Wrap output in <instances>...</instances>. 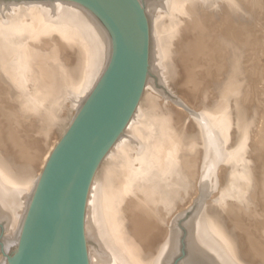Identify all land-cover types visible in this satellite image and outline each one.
I'll list each match as a JSON object with an SVG mask.
<instances>
[{
  "label": "bare ground",
  "instance_id": "6f19581e",
  "mask_svg": "<svg viewBox=\"0 0 264 264\" xmlns=\"http://www.w3.org/2000/svg\"><path fill=\"white\" fill-rule=\"evenodd\" d=\"M205 1L207 0H138V2L140 3L142 7L145 20H146V24H147V30H148L147 75H146V79L144 83V88L142 90V94L140 96L138 104L136 105V108L134 109L130 119L128 120L122 132L119 134V136L114 141L112 146L106 152L96 172L94 173V176L90 183V187H89L88 195L86 199L85 213H84V236H85L88 264H172L174 257L179 250V237H180V232H179L180 230L178 229L179 226H177V223H176L177 220L175 221L176 213L174 212V206H176L175 205L176 197H177V194H179L180 196V193H179L180 191L178 190L179 192L177 193V190L175 188L178 185H180L182 182L183 183L185 182L184 185L187 186L186 189L188 188L190 189L192 185L191 181H193V179L191 180V178L195 175L193 174L194 172L192 173V171L194 170L193 164L195 163V161H199L198 168H196L197 171H195L196 172L195 176H197L196 177L197 180L195 179L197 181L196 188H195V190L197 189V194H196L197 196L196 195L195 196L198 198V202H197L198 205L196 204L197 208L195 207L196 208L195 213L194 214L192 213L193 215L188 217L190 219L188 220L187 225H186L187 235H186V240H185L187 243V253L185 255L186 258L182 262V264H235L232 259L235 255L233 254L234 255L233 257L229 256L228 253H226V250L224 249V246H223L224 244L222 245V243L218 241L217 238H214V237L212 238L210 236L209 231H208V226H207L208 222L204 220V217H205L204 211H205V206H207L206 205L207 199L211 196L218 179H220L219 173L222 171V168H223L222 162H224L225 160L223 149H221V147L223 148V146L221 145L223 141L222 132H221L223 128V124H222L223 122H221V119L224 118V115L227 112H223V111L216 112L211 117L207 114L206 111L200 110L199 108H198L199 110L197 111H195L194 109V111L189 112L190 114L185 112L186 109L188 108H186L185 111H182L183 115H185L186 113L191 119V124H192L191 127L195 130V133H194L196 136L195 143L197 145L195 144L196 146L189 147L184 150L181 143H179L180 144L179 148L176 149L175 152L173 151L174 152V156H172L173 158L170 157V159H167V160H170V163L166 164V162H164V164H166L165 167L168 164H170L171 170L169 171L168 175L166 174V176H168V180H170V185L169 184L164 185V188H162L163 187L162 186V183H163L162 176L164 174L163 172L165 171H163L162 169H159L160 167L158 166L156 169H154L155 171L152 174L153 168L155 166L153 165L152 167L150 166V163L147 162L149 159L148 157L150 155V152L152 150L151 145L148 144V142H146L148 138L150 139L151 137V135L148 134L149 132H151L149 130V125L153 124L154 121L160 122L161 119H164V120L167 119L165 118V116H160V115H157L158 116L157 118L154 117V119L156 118L155 120L150 119V115L152 116L151 112L154 110H161V109L167 110L168 108H171V110L175 112L179 111L177 110L176 105L165 101L164 98L163 97L161 98L160 96H158L159 94L156 93L155 91L156 80L166 82L165 81L166 79L163 77V70H162L164 67L162 60L167 55V51L165 49V46H164L165 44L163 41V38L165 39L166 37L162 36L164 26H166V23L164 22L167 20V24L170 23L171 25L174 26L173 27L174 31L171 33V35H169L170 36L169 37L170 46L168 47L169 48L168 56H170L171 61H173L175 65V70L173 74V79L175 80L178 76L177 75L178 71H180L181 69H184V67L188 68L190 65H193V66L197 65L200 61H202L203 64L204 63L208 64L209 62L207 60L208 59L207 57L213 52V49H212L213 46L214 45L217 46L218 49L221 47L219 39L222 36L223 32L218 29L219 28L218 25L220 24V22H223V20L225 19V17L223 16L224 14L223 15L218 14L217 13L218 9H216V11L214 9L215 12H213L212 8H211L212 12H208L207 10L206 12L205 7H203V4H202ZM207 4H208V1H207ZM212 5L214 7L215 4L212 3ZM18 10H23L24 12L22 13V15L29 17V19H32L35 16H39L40 24H36L34 25V27H30L29 24L27 23L28 21L27 19L23 20V19H20L21 15H18V14L14 15V13H16ZM230 14L231 16H233L232 15L233 13H230ZM236 14L237 16L239 15V13H236ZM234 15H235V12H234ZM246 24L247 23L244 22L241 26L242 27L246 26ZM198 33L201 34V36H198L199 35ZM32 34H34L35 36L33 37ZM30 36H32L33 38L30 39ZM210 38H212V40L214 39L215 42L213 43L205 42L207 39L209 40ZM251 38L252 37H250L249 39L247 38L248 42ZM255 40L256 38L252 39V41L250 42L251 43L253 41L255 42ZM47 41H51L53 43L55 42L56 44L55 49L54 50L49 49V50L54 52V56H55L54 59H56L57 57L58 59L60 58L61 63L57 66V68L51 71L52 73L49 72L50 74L47 73L46 75H44L42 68H44V66L47 67L46 65L50 64L49 63L50 60L47 61L48 60L47 59V60H43L40 62L37 60L38 57H36L37 55L36 53L39 52L40 49L44 48L45 46L44 43H47ZM229 43L233 44L232 42H228V44ZM16 44L20 45L19 46L20 52L17 55V57H15L18 60L17 62L14 63V64H17L15 66L16 70L17 69L26 70L28 67H31L32 64H44V66L40 68L41 73H43V75L40 74L39 76H37L36 77L37 81L43 84V86H44V83L46 85L47 82H51V83L53 82L55 85V82L57 81V85L53 86V88L45 87L43 89L44 90L48 89V93L50 92L49 93L50 95L47 94L46 92H45L46 94L44 93V95H46L47 98L49 97L51 99V103L47 106L48 107L47 109L50 108L48 111L51 110L53 113L54 112L57 113V111L60 112V115H58L59 117L58 116H55V117H58L57 121L60 123L61 127L58 125L59 126V129L57 128L58 131L57 132L54 131L53 134L51 133L52 131H50L49 133L52 136L42 138L43 139L42 142H44L42 143V145L40 144L41 142L40 139L37 140V137H35L36 140L39 142V145H41L39 152L36 150L38 154L37 156H34L36 157L35 159H33L32 157H29L28 156L29 152L25 151L28 144L26 145V143H24V139L23 140L19 139L21 138V136L18 137V134L20 133V131L15 132L16 130H14L15 133H18L17 135L14 136V137L16 136L18 137L16 140V144L21 145L22 148L19 146L18 148L23 149V152L19 151L20 153H24V154H21V158L25 156L23 161L21 163H18L19 165H17V168L23 171V173L21 172L20 173L24 175L21 179L19 177H17L16 179V177L13 178V176H11L10 174H7L6 176V174L3 175L2 173H0L2 177V178L0 177V221H3L4 230L6 231L5 233H7V235L4 236L0 240V252L1 251L4 252L6 256L4 258L0 256V264L9 263L10 258L19 241L24 225L26 223V219H27L30 207L32 205L36 190L38 188L39 182L42 178V175L55 149L57 148L58 144L61 142L63 137L66 135V133L72 126L81 108L83 107L84 103L86 102L92 90L94 89L103 70L105 69L108 61L111 58V52H112V37L109 31L107 30V28L101 22V20L87 7L77 2L67 1V0H0V56L1 57L4 56L3 54L4 52L2 51L3 47L7 48V46H9L13 48V50H15L14 47H16L15 46ZM255 55L259 56L258 54H255ZM22 59L24 61L20 62L19 60H22ZM71 59L73 60L72 63L71 61L70 62L68 61ZM179 59L187 61L188 64H185V65L182 63L178 64L177 62ZM254 62H257V61L254 60ZM9 64L12 65V63H9ZM199 72L201 71L199 70ZM220 72H221V69H220ZM10 75L5 76L6 79L10 82L17 78L15 71ZM219 75L217 76V79ZM212 77L211 79L215 80ZM33 79H31L30 81H32ZM198 79L200 78L198 74L195 72L193 78H191L190 81L197 85ZM220 79H223V78H220ZM202 81H203V78H202ZM216 81L217 80H215V82ZM34 82L36 84V81ZM245 83H243V86ZM214 84L217 85V82ZM204 85L205 86L203 87L200 86L201 87L200 89L198 88L199 91L203 93L204 98L206 99L212 98L210 97L212 96L210 95L212 93L210 91L211 87L209 88V91L207 89V85L211 86V84L205 83ZM238 90H236V93L238 92ZM239 92H243V91H239ZM24 93H25V96L27 95V98L30 99L31 101V103H29L28 106L33 111H35L34 114L37 115L35 116L37 117L35 119L37 121H40V120L42 121V119L45 118L44 115L46 112L44 111L46 110L45 109L46 107H43V105L40 103L41 100L39 98H38L39 100L33 98V97H36L35 95H37L38 93L36 94L35 90H31V89L26 90ZM187 95L188 94L186 93L185 97ZM187 98L188 96L186 97V99ZM206 99L203 100L202 102L204 109H206L207 107L209 108L211 106V103H209ZM28 101L29 100H27V103ZM187 101L190 102V100H187ZM215 104L213 105V108L215 107ZM0 105L2 106V104ZM41 107H43V111H41L40 109ZM5 112H2V113H5ZM8 112L14 113L13 111H8ZM52 112H49V113H52ZM169 114L170 112H168V114L166 115H169ZM211 118H216V121L215 120L211 121ZM262 118L264 119V117ZM49 125H50L49 122L47 124L44 123L43 130L49 128ZM165 125L164 126L161 125V126L165 128ZM159 126L160 125H158V128ZM46 131L48 132V130H45V133L43 136L46 135ZM158 131H160V128L158 129ZM163 131H166V130H163ZM223 132H226V131H223ZM146 134L149 135L147 139H145ZM40 135L42 136V134ZM165 136L166 135H164V137ZM10 137L11 136H9V138ZM158 137H157V140H158ZM175 137L176 136H172L168 140L169 141L168 144L174 145L175 143H177V141L175 140ZM38 138L40 137L38 136ZM255 139L257 138L255 137ZM166 140H167V136H166ZM162 142L164 144L163 140ZM253 142L255 143L256 140ZM262 142H263L262 147H264V140ZM31 143L32 145H35L33 142ZM12 145H14V143ZM157 146H160L158 145V142L155 147ZM35 148H37V146ZM13 150L15 151V149ZM186 150L188 151L186 152ZM20 153H19V156L17 155L18 158L20 157ZM151 153L153 154V152ZM194 153H198V154L200 153L199 157L198 158L196 157L195 160L192 158H189V156ZM159 156H156V158H158ZM166 156L169 157V153ZM159 164L160 163H158L157 165ZM7 165H8V162H7ZM7 165L5 164V166ZM9 168L7 167L8 170L6 169L7 171H5L4 164H3L4 172L6 173L9 172L10 171ZM11 168L13 170L14 167H11ZM166 169H169V168H165V170ZM16 172L17 171H15L14 173ZM9 173H11V171ZM110 173L116 174L117 177L115 176L116 178H113L112 177L113 175L111 176ZM180 173L184 174L183 178L180 177ZM223 173H225V171ZM223 173L221 172L222 175ZM119 174H123V175L121 176ZM192 174L193 176L191 177ZM8 175H10L11 177H9ZM15 175L16 174H14V176ZM148 179L152 180L154 182V185L153 184L145 185L149 181ZM254 182H255V179H254ZM183 188H185V186ZM189 189L187 192H189ZM195 190H192V191H195ZM186 194H190V192ZM192 195L194 196L193 193ZM258 195H261V194H258ZM132 197L133 198L135 197L134 202L136 204L131 207V209L129 210L131 211V213L127 215L125 214L124 211L129 209L128 206L133 202ZM181 197L182 196H180V198ZM185 200L183 198L184 202ZM125 202L128 205H126ZM176 207H178V204ZM179 208L177 209L179 210ZM128 216L129 217L132 216V218L131 217L129 218ZM178 216H181V215H178ZM206 219L208 218L206 217ZM220 226L221 225H219V227ZM255 236L253 237L256 238ZM254 238L252 242L255 241ZM240 256L242 257L243 254ZM243 257L245 258V256ZM139 258L142 259V262H138ZM263 259H264V256H263Z\"/></svg>",
  "mask_w": 264,
  "mask_h": 264
},
{
  "label": "rangeland",
  "instance_id": "374dc122",
  "mask_svg": "<svg viewBox=\"0 0 264 264\" xmlns=\"http://www.w3.org/2000/svg\"><path fill=\"white\" fill-rule=\"evenodd\" d=\"M207 1H208V4H207ZM207 1H205L206 3L205 2L202 3L203 7H205V11L207 10L208 12H212V9H213V12H215L216 9H218L217 13L221 14V15L224 14L223 16L225 17L223 22H220V24L218 25V27H219L218 29L223 32L222 36L219 39L221 47L218 49L217 46L214 45L217 48H215L213 46V48H212L213 52L211 54L209 53L210 55L207 57L208 59L206 58L209 62L208 63L209 65L205 64V63L203 64L202 61H200L197 65H194V66L193 65H190V66L187 65V66H189L188 68L184 67V69H181L180 71H178V74H177L178 76L175 80L173 79L175 65H174L173 61H171L170 56H168V50H169L168 47L170 46V38H169L170 36L169 35H171V33L174 31V28H173L174 26L171 25L170 23L167 24V20L166 21L164 20L165 21L164 23H166V26H164L162 36L166 37L165 39L163 38V41L165 44L164 46H165V49L167 51V55L162 60V62L164 64V67L162 70H163V77L166 79L165 80L166 82L156 80L155 91H156V93L159 94L158 96H160L161 98L163 97L165 101L176 105L177 106L176 108L179 111H177L178 112L177 113L175 111H172L171 108H168L167 110L161 109V110H154L151 112L152 116L150 115V119L155 120L158 117L157 115H160V116H165V118H167L166 119L167 121L164 119H161L162 121L160 120V122L154 121L155 124L157 123L156 126L154 123L149 125V130L151 132H149L148 134L151 135V137L149 139L148 138L149 135L146 134L145 139L148 138V140L147 141L145 140V141L151 145V147H152L151 152H153V154L150 152V155L148 157L149 159L147 162L150 163V166H152V167H153V165L155 166L153 168V171L151 169L152 174L155 171L154 169H156L158 166L160 167L159 169H162L163 171L166 172V173L163 172L164 174L162 176V181H163V183H162L163 187L162 188H164V185H168V184L170 185V180H168V176H166V174L168 175L169 171L171 170L170 164H168L169 166L167 165L165 167V165L167 163H170V160H167V159H170V157L173 158L172 156H174V152L180 146L179 143H181L184 150L189 148V147H194L197 145L195 143L196 142V136L194 134L195 130L191 127L192 126L191 119L186 113H185V115H183L182 111H185V109L188 108V109H186L185 112L189 113L191 111H194V109H195V111L200 109V110L206 111L207 114L211 117L216 112H221V111L227 112V113H225L224 118L221 119V122H223L222 123L223 128H222L221 132H222V137L224 138V139L222 138L223 144L221 143V145L223 146V148L221 147V149H223V152L225 155V160H224V162H222V167L226 170H224L222 168L221 172L223 173L225 171V173H223V175L221 174V172L219 173L220 179H218L216 186L214 188V191L212 192L211 196L207 199V203H206L207 206H205L206 212L204 211V216H205L204 220H206L208 222L207 226H208V231H209L210 236L212 238L213 237L217 238V240L220 241L222 243V245L224 244L223 245L224 249L226 250V253H228L229 256L233 257L235 255L232 258L235 264H238V263L239 264H264V259H263L264 247H262V246H264V244H263L264 243V191H263L264 190V182H263V180H264L263 179L264 178V165H263L264 164V160H263L264 159V147H262L263 146L262 141L264 140V121H263L264 119L262 118V117H264V108H263L264 107V82H263L264 81L263 80V78H264V46H263L264 45V43H263L264 42V32H263L264 31V24H263L264 23V0H218V1L215 0V2H214V0H213V2H212V0H207ZM211 2L213 4H215L214 5L215 8L213 7ZM209 3H211V4H209ZM216 3L219 7L216 5ZM214 9H215V11H214ZM232 11L235 12V15H234V12H232ZM237 11H239V12H237ZM23 12H24L23 10H18L16 13H14V15L18 14V15H21L20 19H23V20L27 19L28 21L27 20L26 21L30 27H34V25L40 24L39 16H35L32 19H29V17L22 15ZM229 12L233 13L232 14L233 16H231V14ZM236 13H239V15L237 16ZM236 18H237V20H236ZM238 21H240V22H238ZM244 22L247 24H246V26L242 27L241 25ZM249 24L251 27L249 26ZM32 35H33V37L35 36L34 34H32ZM198 36H201V34H199ZM33 37L30 36V39H32ZM250 37H252V38L249 40V42L252 41V39L256 38L255 42L253 41L252 43L250 42V44H249L247 38L249 39ZM257 38H259V39H257ZM205 42L213 43L215 41H214V39L212 40V38H210L209 40L207 39ZM228 42H232L233 44H231V43L228 44ZM52 43L53 42H51V41H47V43H44V45H45L44 48L40 49L42 51L39 50L40 53L39 52L36 53L37 54L36 57H38V59H37L38 61L41 62L43 60L48 59L47 61L50 60L49 61L50 64H47L46 65L47 67H45L44 64H32L31 67H28L26 70H19V69L16 70L15 69V66L17 64H14V63L17 62V60H18L15 57H17V55L20 52V48H19L20 45L19 44L15 45L16 46V47H14L15 50H13V48H11L9 46H7V48L6 47H3V49L1 48L2 51L4 52L3 53L4 56L3 57L0 56V104H2V106L0 105V108H1L0 109V168H1L0 173H2L3 175L6 174V176H7V174H10L11 176H13V178L16 177V179H17V177H19L21 179L24 175V174H21V173H23V171H21L17 168V165H19L18 163H21L25 157L24 156L21 158V154H24V153H20V152L21 151L23 152V149H21L22 148L21 145L16 144V140L19 136H21V138H19V139H22V140L24 139V143H26V145L28 144L27 148L25 147L26 148L25 151L31 153V154L28 153V156L35 159L36 157H34V156H37V154H38L36 152V150L39 152L42 143H44V142H42V140H43L42 138L52 136L49 132L52 131L51 133L53 134L54 131H56V132L58 131L57 128L59 129V126L61 127L60 123L57 121V118L59 117L58 115H60V112L57 111V113H55V112L53 113L51 110L48 111L50 108L47 109L48 108L47 106L51 103V99L49 97L47 98V96L44 95V93L46 92L47 94H49L50 92L48 93V89L47 90L45 89L46 91L43 89L45 87L46 88H53V86L57 85V81L55 82V85L53 82L52 83L47 82V84L45 85V83H44V86H43V84L39 83L37 81V78H36L40 74L43 75V73H44V75H46L47 73L48 74L52 73L51 71L53 69L57 68V66L61 63L60 58L58 59V57H57L56 59H54V57H55L54 52L50 51V50L55 49L56 44H55V42L53 44ZM254 43L257 45H255ZM52 45H53V47H52ZM49 46H50V48H49ZM4 48H6L9 51H7ZM256 49H257V51H256ZM245 50H247V51H245ZM207 51H209V50H207ZM256 52H258V53H256ZM255 54H258L259 56H256ZM199 58H201V57H199ZM72 59L68 60V61L69 62L71 61V63H72L73 62ZM253 59L257 62H254ZM179 60L177 62L178 64H181V63L184 65L188 64L187 61H184L181 59H179ZM19 61L23 62L24 60L22 59ZM211 61H212V63H211ZM9 63H12V65ZM254 64H256V65H254ZM22 65H24V64H22ZM43 66H44V68H42L43 73H41L40 68ZM218 67L221 69L222 74H221L220 69ZM13 68H14V70H13ZM189 68H191V69H189ZM250 68H252L254 70H252ZM199 70L201 72H199ZM14 71H15V74L17 75V78L10 82L6 79L5 76L12 74ZM205 71H206V73H205ZM195 72L198 74V76L200 78V79H198L199 83L197 82V85L190 81L191 78H193ZM218 75H219V77L217 79ZM211 77L214 78L215 80H217L216 81L217 85L214 84L216 82H215V80L211 79ZM30 78L31 79L34 78L33 80L36 81V84L33 80L30 81L31 80ZM202 78H203L204 82L202 81ZM220 78H223V79H220ZM178 79H180V80H178ZM205 83L211 84V86L207 85V89L209 91V88L211 87L210 91L212 93L210 95H212V96H210V97H212V98H209V99L204 98L203 93L199 91V89L201 87L205 86L204 85ZM243 83H245L244 86H243ZM172 84H174V85H172ZM213 84H214V86H213ZM194 87H196V88H194ZM248 88H249V90H248ZM30 89L35 90L36 94L38 93L37 95L34 94L36 97H33V98L34 99L39 98L41 100L40 103L43 105V107H46L45 108L46 110L44 109L45 110L44 112H46L44 115L45 118L42 119V121H44V122H42L41 120L37 121L35 119V118H37V117H35L37 115L34 114L35 111H33L28 106V104L31 103V101H30V99L27 98V95L25 96L24 92L26 90H30ZM236 90H238L237 93H236ZM239 91H243L244 93L239 92ZM186 93L188 94L187 99H186L187 96L185 97ZM190 98H192V99H190ZM195 99L198 101H196ZM205 99L209 103H211V106L209 108L207 107L206 109H204L203 105H202V102ZM27 100H29L30 102L28 101V103H27ZM187 100H190V102ZM174 102H176V103L178 102V103L176 104ZM179 102H181V103H179ZM199 102H200V104H199ZM234 103H236V104H234ZM214 104H215V107L213 108ZM3 106H5L6 108ZM43 107L40 108L41 111H43ZM219 109H221V110H219ZM5 110L7 113L5 112ZM8 111H13L14 113H12V112L9 113ZM234 111H235V113H234ZM2 112H5V113H2ZM49 112H52V113H49ZM168 112H170V114L166 115V114H168ZM48 115H50V116H48ZM55 116H58V117H55ZM49 117H50V119H49ZM154 117H156V118L154 119ZM175 117L178 119H176ZM38 118H40V117H38ZM180 118L182 121L180 120ZM47 119H48V121H47ZM214 120L216 121V118H211V121H214ZM228 120H230V121H228ZM46 121H47V123L49 122L50 125H49V128L43 130L44 123L47 124ZM55 122H56V124H55ZM161 122H163V123H161ZM185 123H187V124H185ZM7 124H9V125H7ZM183 124H184V126H183ZM158 125H160L159 128H160L161 132L158 131V129H159ZM161 125L162 126L165 125V128H163ZM37 127H38V129H37ZM155 127L157 128V130ZM258 127H259L260 131H259ZM152 128H154V129H152ZM49 129H51V130H49ZM12 130H13V132H12ZM14 130H16L15 132L20 131V133L19 134L15 133ZM45 130H48V132L46 131V135L43 136L45 133ZM152 130H153V132H152ZM163 130H166V131H163ZM170 130H172V131H170ZM223 131H226V132H223ZM12 133L13 134L15 133V134L13 135ZM153 133H155L156 135ZM17 134H18V137L17 136L14 137ZM40 134H42V136ZM162 135H163V137H162ZM164 135L167 136V140H166V136L164 137ZM9 136H11V137L9 138ZM38 136L40 138H38ZM172 136H176L175 140L177 141V143H175L174 145L168 144L169 143L168 140ZM12 137H14V138H12ZM35 137H37V140L40 139L41 145H39V142L36 140ZM157 137H158L159 141L157 140ZM255 137L257 139H255ZM162 140L164 141V144H163ZM255 140L257 143L253 142ZM31 142H33V143L35 142L34 144L37 146V148H35L36 146L32 145ZM157 142H158V145H160V146L155 147L157 145ZM13 143H14V145H12ZM6 145H7V147H6ZM18 146L21 148H18ZM33 146H35V147H33ZM38 146H39V148H38ZM258 146H259V148H258ZM260 147H262V148H260ZM163 148H164V150H163ZM170 148H171V150H170ZM172 148H174V149H172ZM13 149H15V151ZM27 149H28V151H27ZM16 151H18V152H16ZM187 151L188 150H186V152ZM19 153H20V157L18 158ZM34 153H35V155H34ZM168 153H169V157L166 156V155H168ZM154 154L156 156L160 155L159 156L160 158L159 157H158L159 159L156 158V156ZM199 155H200V153L199 154L194 153V154H191L189 156V158H192L195 160L196 157L197 158L199 157ZM161 156H163V157H161ZM228 156H229V158H228ZM160 161H162V162H160ZM2 162L4 164L5 171L8 170L7 167L8 168L10 167L9 169H10L11 173H9L10 171L7 173L4 172ZM7 162H8V165H7ZM164 162H166V164H164ZM158 163H160V164L157 165ZM5 164L7 166H5ZM162 164H164V165H162ZM198 164H199V161H195V163L193 164L194 170L192 171V173L194 172L193 174H195V175H196L195 171H197L196 168H198ZM1 165H2V167H1ZM161 166H163V167H161ZM11 167H14L13 170ZM165 168H169V169L165 170ZM13 171L14 172L17 171V172L14 173ZM151 171H150V173H151ZM14 174H16V175L14 176ZM193 174L191 175V177L193 176ZM10 175H8V176L11 177ZM110 175L111 176L113 175L112 176L113 178L117 177L116 174L110 173ZM119 175L122 176L123 174H119ZM195 175L191 178V180L193 179V181L195 183L193 181H191L192 185H191L190 189L188 188L190 194H186L189 192H187L188 191V189H186L187 186L184 185L185 182L184 183L182 182L183 184L181 183L180 185H178L175 188L177 190V193L180 191L179 193H180V196H182V197L180 198L179 194L176 193L177 197H176L175 205L177 206V204H178V207L174 206V212L176 213L175 214V221L177 220L176 221L177 226L180 227V228L178 227V229L180 230L179 231L180 237H179V250L174 257L172 264H182V262L186 258V256H185L187 253V243L185 241L186 235H187L186 234L187 233V229H186L187 226L186 225H187L188 220L190 219L188 217L192 216L195 213L196 208H197L196 204L198 202V198L196 197L197 196L196 195L197 189L195 190L196 182H197L196 181L197 176H195ZM183 176H184V174L180 173V177L183 178ZM0 177H1V175H0ZM254 179H255L256 183L254 182ZM257 179H258V181H257ZM260 179H261V181H260ZM148 180L149 181L145 185H152V184L154 185V182L152 180H150V179H148ZM164 182H165V184H164ZM261 185L263 186V188ZM184 186H185V188H183ZM181 190H183V191H181ZM192 190H195V191H192ZM257 190L258 191L260 190V191L258 192ZM192 193L194 194V196L192 195ZM258 194H261V195H258ZM190 197H192L193 199ZM183 198H184V200L186 199L185 202L183 201ZM238 199H239V201H238ZM132 200H133V202L131 204L129 203L131 206L130 205L128 206L129 209L126 210L127 212L124 211L125 214H127V215H129L131 213V211H129L131 209V207L136 204L134 202L135 197L134 198L132 197ZM181 200L187 206L184 205L181 202ZM186 201H188V202H186ZM125 204H126V202H125ZM126 205H128V204H126ZM177 208H179V210ZM182 211H184V212H182ZM180 212L183 214H181ZM178 213H180V214H178ZM178 215H181V216H178ZM130 217L132 218V216H130ZM206 217L208 219H206ZM219 225H221V226L219 227ZM215 227H216V229H215ZM215 230H216V232H215ZM5 232L6 231L4 230V223H3V221H0V240L4 236L7 235V233H5ZM236 232L238 233L239 236L237 235ZM239 232H240V234H239ZM253 236H255L256 238H254ZM253 238L257 242L259 240L260 243L259 242L257 243L255 241L252 242ZM223 241H225V242H223ZM243 245H245V246H243ZM226 247H227V249H226ZM258 248H260L261 250ZM240 250H241V252H240ZM231 251H232V253H231ZM242 254H243V256H245V258L243 256L242 257L240 256ZM0 256L2 258L6 257L5 253L2 251L0 252ZM138 262H142V259L139 258ZM145 263H147V262H145Z\"/></svg>",
  "mask_w": 264,
  "mask_h": 264
},
{
  "label": "water",
  "instance_id": "95a60500",
  "mask_svg": "<svg viewBox=\"0 0 264 264\" xmlns=\"http://www.w3.org/2000/svg\"><path fill=\"white\" fill-rule=\"evenodd\" d=\"M91 10L112 37L111 58L55 149L8 264H88L84 213L100 162L144 88L148 30L138 0H67Z\"/></svg>",
  "mask_w": 264,
  "mask_h": 264
}]
</instances>
